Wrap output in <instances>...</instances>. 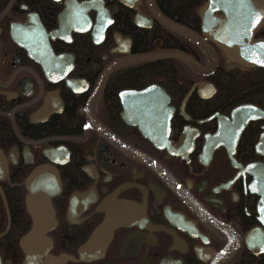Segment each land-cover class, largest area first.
<instances>
[{"label":"flooded vegetation","instance_id":"1","mask_svg":"<svg viewBox=\"0 0 264 264\" xmlns=\"http://www.w3.org/2000/svg\"><path fill=\"white\" fill-rule=\"evenodd\" d=\"M205 1L0 0V264H264V66L103 76L206 65Z\"/></svg>","mask_w":264,"mask_h":264},{"label":"water","instance_id":"2","mask_svg":"<svg viewBox=\"0 0 264 264\" xmlns=\"http://www.w3.org/2000/svg\"><path fill=\"white\" fill-rule=\"evenodd\" d=\"M218 10L222 15L215 14ZM155 16L167 28L187 37L198 46L206 54L207 64L202 66L192 56L177 50L139 53L115 61L106 69L103 76L129 63L160 58H178L199 73L211 71L217 62V56L205 37L218 44L224 56L230 61L247 67L264 66V38L253 39L255 30L264 23V0H206L199 8L201 35L167 19L157 9ZM152 88L153 86H148L144 92ZM26 241L27 239H23L22 245H25Z\"/></svg>","mask_w":264,"mask_h":264},{"label":"trees","instance_id":"3","mask_svg":"<svg viewBox=\"0 0 264 264\" xmlns=\"http://www.w3.org/2000/svg\"><path fill=\"white\" fill-rule=\"evenodd\" d=\"M147 71V70H146Z\"/></svg>","mask_w":264,"mask_h":264}]
</instances>
